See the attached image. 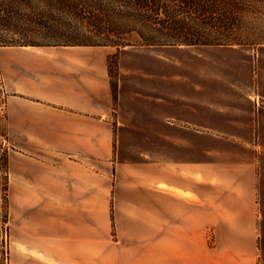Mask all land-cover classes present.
I'll return each mask as SVG.
<instances>
[{
    "label": "crops",
    "instance_id": "obj_1",
    "mask_svg": "<svg viewBox=\"0 0 264 264\" xmlns=\"http://www.w3.org/2000/svg\"><path fill=\"white\" fill-rule=\"evenodd\" d=\"M93 48H0L8 264H264V69L133 124ZM125 130L149 140L129 154Z\"/></svg>",
    "mask_w": 264,
    "mask_h": 264
},
{
    "label": "trees",
    "instance_id": "obj_2",
    "mask_svg": "<svg viewBox=\"0 0 264 264\" xmlns=\"http://www.w3.org/2000/svg\"><path fill=\"white\" fill-rule=\"evenodd\" d=\"M258 3L264 0H0V46L105 45L120 50L133 44L125 35L134 30L142 45H264L262 33L245 35L251 33L245 16ZM131 11L135 19L129 20L141 21L140 27L124 23V14ZM152 12L165 15L153 19ZM152 22L161 23L156 28L165 39L143 31L155 28Z\"/></svg>",
    "mask_w": 264,
    "mask_h": 264
},
{
    "label": "rangeland",
    "instance_id": "obj_3",
    "mask_svg": "<svg viewBox=\"0 0 264 264\" xmlns=\"http://www.w3.org/2000/svg\"><path fill=\"white\" fill-rule=\"evenodd\" d=\"M255 5V10L245 16L251 31L245 34L246 37H253L258 33L264 35V3ZM127 8L134 10L133 7ZM134 15L133 11L130 15L124 14V23H134L140 27L141 21L129 20L135 19ZM151 15L154 16L153 19H160L165 14L164 12L158 14L152 12ZM179 15H184V13H179ZM152 24L155 28L144 27L143 31L165 39L163 31L156 28L161 26V23L152 22ZM8 35L26 37L23 34L12 32ZM32 35L36 39L43 40L40 34L32 33ZM125 37L132 40L133 44L120 50H117L115 46L105 45L94 46L93 49L96 66L100 65V61H106L108 64L112 87H116L115 109L121 112V119L133 124L149 122L152 103L158 101L159 108H161V102L167 97L174 98L176 105L182 102L184 92L192 91L194 82L197 83L199 77L206 78L208 91L215 90L216 79L221 82L224 78L235 81L240 84L241 88H245L252 77L257 78V75L264 69V45H186L180 43L142 45L139 43L140 34L135 30L126 34ZM2 47L4 46H0ZM2 109H5L4 103ZM118 136L126 143L125 152L132 154L135 147H132L130 143L149 140L150 133L149 131L137 133L125 130ZM2 199L4 221L0 226L8 220L6 186H4ZM0 264H5L3 256Z\"/></svg>",
    "mask_w": 264,
    "mask_h": 264
},
{
    "label": "built area",
    "instance_id": "obj_4",
    "mask_svg": "<svg viewBox=\"0 0 264 264\" xmlns=\"http://www.w3.org/2000/svg\"><path fill=\"white\" fill-rule=\"evenodd\" d=\"M0 246L2 248L5 264L9 263L10 257V228L8 220L0 226Z\"/></svg>",
    "mask_w": 264,
    "mask_h": 264
}]
</instances>
